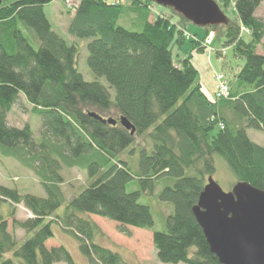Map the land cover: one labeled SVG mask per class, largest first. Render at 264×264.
Listing matches in <instances>:
<instances>
[{
  "label": "trees",
  "instance_id": "obj_1",
  "mask_svg": "<svg viewBox=\"0 0 264 264\" xmlns=\"http://www.w3.org/2000/svg\"><path fill=\"white\" fill-rule=\"evenodd\" d=\"M52 1L0 4V153L39 174L47 193L23 194L0 184V199L14 206L8 216L0 213V264H77L65 246H47L54 221L78 239L90 264H129L96 241L101 230L91 214L117 221L127 235L128 226L153 229L151 207L140 198L153 193L156 180L166 175L175 182L163 188L160 198L172 202L175 211L165 231L153 232L159 260L221 264L193 209L215 173L217 154L234 172L236 183L264 190V143H256L247 132L264 131V54L258 51L264 21L256 14L263 0H234L238 21L226 25V45H233L244 63L231 78V98L223 99L205 92L191 51L175 59L174 49L186 40L182 28L190 21L174 9V15H153L135 31L118 23L125 3L77 0L68 32L90 39L87 65L95 76L87 79L78 67L80 46L56 32L46 15L44 7ZM132 2L147 9L154 4ZM241 26L250 30L248 39L239 37ZM35 35L38 48L32 42ZM195 42L192 50L203 51ZM15 105L48 126L39 142L29 123H9ZM120 117L128 119L135 134L121 125ZM110 118L117 123H108ZM142 135L150 143L141 148L140 189L128 191L136 176L121 155ZM63 166L84 169L91 182L57 215L65 203ZM19 204L32 216L18 218ZM11 217L12 227L26 232L21 245L9 230Z\"/></svg>",
  "mask_w": 264,
  "mask_h": 264
},
{
  "label": "rangeland",
  "instance_id": "obj_2",
  "mask_svg": "<svg viewBox=\"0 0 264 264\" xmlns=\"http://www.w3.org/2000/svg\"><path fill=\"white\" fill-rule=\"evenodd\" d=\"M77 0H72L71 3H67L63 0H53L51 3L45 5L44 10L47 17L51 21L53 28L62 37L69 42H76L80 46V54L78 59V67L84 74L85 78H94V73L89 69L87 65L88 48L87 45L90 39L76 38L70 35L68 32L69 24L72 20L73 13L72 7ZM112 5L124 4L121 16L119 18V25L131 30L141 31L146 20L153 18V15H166L164 12H168L170 15H174L169 7H164L154 3L147 8L137 7L138 2L132 6L133 0H104ZM220 5L230 22L238 21V16L235 8L234 0H215ZM152 8V9H151ZM176 12V11H175ZM177 13V12H176ZM259 19L264 21V0L259 6L256 12ZM177 16V15H176ZM175 17V16H174ZM178 17V16H177ZM240 22V21H239ZM185 33L186 40L179 49H174L175 59L184 57L192 51V61L194 58L200 57V53H203L210 66L209 71L213 75L214 79V91L209 94L206 87V83H210L211 75L209 71H203L197 69L199 72V80L203 85L205 92L214 99L231 98V78L239 70L240 66L244 63L243 60L236 56L233 45H226L227 41V27L226 25H213V26H199L193 22L187 23L182 28ZM250 30L244 26H241L239 37H245L248 39ZM196 41L197 46H204L203 51L192 50V44ZM32 42L36 48L40 46V40L35 35L32 36ZM195 45V44H194ZM258 51L264 54V40ZM184 54V55H183ZM223 74L230 95H220L218 92L217 76ZM22 106V105H21ZM21 106L15 105L9 114V123L18 127H24L26 123H29L34 131L36 141H40L43 131L47 130V125L44 121L35 114H32L30 110L24 111ZM250 138L258 144L264 143V131L254 128L247 129ZM150 141L147 135L137 136L135 145L127 148L121 155L129 166L131 172L136 176L128 186V191H134L140 189V184L137 176H141L143 171L140 167V153L142 147H148ZM86 150L87 147H83ZM216 170L212 177L219 183L224 191H230L236 184V176L232 169L227 164L226 160L220 155H215ZM64 182L61 184L65 193V203L57 210V215H62L65 211L66 205L72 199L73 196L79 194L86 187L89 186L91 180L84 169L79 167H66L63 166L61 170ZM189 174H193L192 171ZM42 177L37 174L31 168H28L21 164L13 157H5L0 153V184L16 187L21 193H31L38 196H46V190L43 186ZM175 182V178L171 176H163L156 180L154 192L151 194H143L140 198V202L147 204L151 207L154 217L153 229H142L137 227L128 226L127 229L131 232V235L120 232V224L109 218L101 217L91 214L94 222L100 227V234L97 236L96 241L107 248H110L118 252L125 262L129 264H172L163 263L157 256V250L153 243V232L165 231L167 226V218L170 214H173L174 204L170 201H164L160 198V193L166 186H171ZM208 183V181H207ZM12 207L8 201H2L0 199V213L8 216ZM18 209V210H17ZM28 210L23 204L16 206V214L18 212V218H27ZM32 213L30 212V216ZM88 216V215H84ZM54 237L47 241V246H65L74 257L77 264H90L87 257L81 252L78 239L57 221L52 224ZM9 230L13 231L21 245L27 238L26 232L21 229H14L12 227V217L9 218ZM7 256H12L9 254ZM54 264H69L65 261L56 262ZM178 264H185L180 262Z\"/></svg>",
  "mask_w": 264,
  "mask_h": 264
},
{
  "label": "water",
  "instance_id": "obj_3",
  "mask_svg": "<svg viewBox=\"0 0 264 264\" xmlns=\"http://www.w3.org/2000/svg\"><path fill=\"white\" fill-rule=\"evenodd\" d=\"M151 1L174 9L199 26L230 22L215 0ZM106 121L117 123L113 118ZM119 121L135 134V127L127 118L120 117ZM193 211L211 252L221 264H264V190L239 181L230 191H224L210 176Z\"/></svg>",
  "mask_w": 264,
  "mask_h": 264
},
{
  "label": "crops",
  "instance_id": "obj_4",
  "mask_svg": "<svg viewBox=\"0 0 264 264\" xmlns=\"http://www.w3.org/2000/svg\"><path fill=\"white\" fill-rule=\"evenodd\" d=\"M150 19H152V18H150ZM191 53H192V51H191ZM193 63H194V65L196 66V68L198 70L202 69L203 71H209V69H210L209 68L210 64H209L206 56L203 53H200V57L194 58ZM209 73L211 75L210 83H207V82H205V83H206V87H207V89L209 91V94H210V93H213V91H214V79H213L212 73L210 71H209ZM26 211H27V217H29L30 216V211L29 210H26ZM16 215L18 217V212H17Z\"/></svg>",
  "mask_w": 264,
  "mask_h": 264
},
{
  "label": "built area",
  "instance_id": "obj_5",
  "mask_svg": "<svg viewBox=\"0 0 264 264\" xmlns=\"http://www.w3.org/2000/svg\"><path fill=\"white\" fill-rule=\"evenodd\" d=\"M63 1H65L67 3H71L72 2V0H63ZM217 81H218V88H219L218 92H220V95H226V94L230 95L228 84L226 83V80L224 79L223 74H219L217 76Z\"/></svg>",
  "mask_w": 264,
  "mask_h": 264
}]
</instances>
